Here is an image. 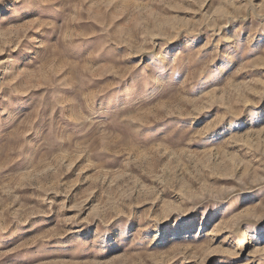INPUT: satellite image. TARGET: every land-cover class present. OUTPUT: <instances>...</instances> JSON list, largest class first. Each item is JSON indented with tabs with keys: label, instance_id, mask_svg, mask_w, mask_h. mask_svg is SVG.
Returning a JSON list of instances; mask_svg holds the SVG:
<instances>
[{
	"label": "rangeland",
	"instance_id": "374dc122",
	"mask_svg": "<svg viewBox=\"0 0 264 264\" xmlns=\"http://www.w3.org/2000/svg\"><path fill=\"white\" fill-rule=\"evenodd\" d=\"M0 264H264V0H0Z\"/></svg>",
	"mask_w": 264,
	"mask_h": 264
}]
</instances>
